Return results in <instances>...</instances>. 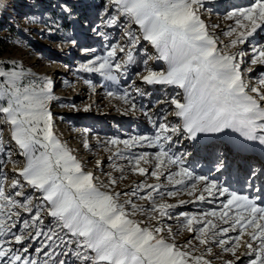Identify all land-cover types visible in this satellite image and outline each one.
Segmentation results:
<instances>
[{
    "label": "snow or ice",
    "instance_id": "obj_1",
    "mask_svg": "<svg viewBox=\"0 0 264 264\" xmlns=\"http://www.w3.org/2000/svg\"><path fill=\"white\" fill-rule=\"evenodd\" d=\"M204 6V0H97L83 24L101 47L69 40L82 54L77 71L98 74L106 97L121 102L117 111L139 112L150 126L144 134L97 136L110 153L105 179L86 171L56 134L52 102L60 97L52 79L15 63L0 67V264H264V162L247 161L230 173L229 186L191 166L204 155L208 171L223 174L230 155L264 157V70H258L264 69L258 39L264 0L229 5L224 19L231 23L219 34L210 31L218 24L202 18ZM51 7L63 15L26 17L46 25L42 34L75 19L68 0ZM85 83L97 87L93 79ZM145 96L153 97L152 107L138 102ZM83 146L91 148L87 139ZM128 172L155 182L121 190ZM217 200L216 207L179 210ZM173 219L176 229L167 224ZM182 232L191 235L181 243Z\"/></svg>",
    "mask_w": 264,
    "mask_h": 264
},
{
    "label": "rangeland",
    "instance_id": "obj_2",
    "mask_svg": "<svg viewBox=\"0 0 264 264\" xmlns=\"http://www.w3.org/2000/svg\"><path fill=\"white\" fill-rule=\"evenodd\" d=\"M58 2L62 3L64 0H36L38 7H32L31 0H3L0 3V67L10 68L15 63L26 71L38 76L47 75L52 79L54 95L60 97L52 102L56 134L86 165V171H94L101 179H105L104 173L111 171L107 160L110 153L97 145V136L103 140L106 137L129 131H139L144 134L149 131L150 126L144 123V118L139 112L124 115L117 111L122 107L121 102L106 97L105 89L100 86L103 83L102 78H99L98 74H85L77 71L78 64L82 62V54L77 47L70 44L69 40L76 39L81 47L98 49L101 47V38L94 37L83 24L85 18L91 17L97 0H68L73 8L75 19H61V31L55 34H42V29L46 31L44 23L28 22L27 16L32 14L39 16L44 11L50 12L54 17L62 16L63 14L59 12L58 8L51 7L52 4ZM250 2H254V0H207L208 4L201 10V16L210 26L218 24L220 26L218 29L210 27V31L219 34L220 30L226 29V26L231 23L224 19L225 13L230 10L229 5ZM65 37L68 40H65ZM220 38L224 41L228 39L223 36ZM258 39L264 43V34L259 35ZM248 59L250 60L251 57L249 56ZM244 66L252 67L250 63ZM258 70L264 69L258 68ZM248 75L255 76L256 72ZM86 79H93L97 85L95 90L85 83ZM64 81L70 82L71 86L65 85ZM150 99L153 97L145 96L138 98V102L145 107H152L149 104ZM73 104L75 110L71 107ZM89 104L92 105L91 110L83 111L85 105ZM153 110L155 109L153 108ZM85 128L90 129V132L85 134L83 131ZM4 138L5 140L9 139L7 129L4 131ZM85 139L88 140L91 148L83 146ZM176 147L179 151L185 150L181 144H177ZM187 147L190 151V144ZM144 150L153 151L147 148ZM14 158L20 160V163L15 166L22 167V158L18 156ZM243 158L246 162L252 161L253 167L259 165H254V163L260 162L255 154H246ZM208 159L209 157L204 155L197 157L192 160L191 166L198 174L216 177L224 182L225 186H229L232 180L230 173L240 169L238 163L235 162L229 171H224L221 174L214 169L211 172L208 171ZM98 160L103 161L100 165V169L103 171L96 168ZM120 163L125 162L120 161ZM12 167V164H8L6 169L9 180L14 175L11 171ZM114 174L118 175V173ZM125 175L126 178L118 186L121 190H127L128 186L142 180H146L148 183L155 182L150 176L141 177L130 172ZM245 191L251 195L255 190H248L245 186ZM166 199L169 203H175L177 198L166 197ZM178 199H188V197L180 196ZM218 203L219 200L211 205L199 202L195 205L182 206L179 210L193 212L216 207ZM167 224L174 229L179 227L174 219L167 221ZM190 235L187 232H182L177 235V241L182 243L189 239ZM213 250L219 253V249L214 248ZM240 251H244V249L242 248ZM221 255L224 260L232 259L228 253H221ZM214 264H222V261L214 259Z\"/></svg>",
    "mask_w": 264,
    "mask_h": 264
},
{
    "label": "bare ground",
    "instance_id": "obj_3",
    "mask_svg": "<svg viewBox=\"0 0 264 264\" xmlns=\"http://www.w3.org/2000/svg\"><path fill=\"white\" fill-rule=\"evenodd\" d=\"M204 3H205V5H207L208 3H207V0H204ZM210 3V2H209ZM216 5V4H215ZM66 140V139H65ZM257 157H258V161H264V157H261L258 153L257 154H255ZM243 158V157H242ZM263 158V159H262ZM260 159V160H259ZM256 163H254V165H255ZM257 164H259V162H257ZM256 166V165H255Z\"/></svg>",
    "mask_w": 264,
    "mask_h": 264
}]
</instances>
